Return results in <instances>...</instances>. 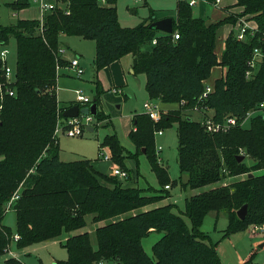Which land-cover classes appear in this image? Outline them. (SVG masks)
<instances>
[{
  "label": "trees",
  "instance_id": "1",
  "mask_svg": "<svg viewBox=\"0 0 264 264\" xmlns=\"http://www.w3.org/2000/svg\"><path fill=\"white\" fill-rule=\"evenodd\" d=\"M116 2L70 0L69 14L52 11L44 15L42 32L37 19H18L13 24L0 25V43L7 44L13 38L16 44L12 85L15 95L0 101V255L5 253L12 235L10 228L1 223L5 205L18 190L19 197L12 207L15 233L19 235L16 248L68 233L62 244L67 259L56 264H98L117 258L120 264H222L216 249L219 241L212 240L201 225L209 212L220 211L227 215L221 238L264 224V173H254L264 169V113L250 116L248 128L238 123L225 133H208L189 111L199 103L203 79L217 65L227 68L226 75L215 80L214 91L203 102L213 112L214 120L234 116L239 122L264 100V0H236L235 6L243 7L239 15L250 16L257 27L247 30L242 40L230 33L220 58L214 52L217 30L233 23L234 15L206 23L192 15L186 1L177 0L172 31L164 33L149 26L158 19L152 9L136 26H121ZM7 5L19 10L28 6L29 1L13 0ZM175 32L177 39L173 37ZM62 33L94 41L97 107L103 92L98 72L127 54L132 55L133 73L145 75L144 88L149 99L168 104L183 101L177 109L161 113L156 122L144 113L133 116L128 137L140 152L130 156L146 155L159 185L152 188L151 194H143L138 187H124L116 175L94 168L91 159L60 160L54 130L65 107H59L54 88ZM254 49L261 54L255 69L247 63ZM58 63L63 66L67 61L61 58ZM247 71L251 72L248 76ZM102 116L98 108L94 118L98 121ZM172 125L176 126L178 168L187 176L181 186L199 189L185 198L182 214L189 219L190 226L173 211L171 203L112 222L167 197L169 183L176 184L177 180H170L168 168L158 161L154 142V129ZM101 147H108L111 162L129 173L121 155L125 149L115 133H107ZM241 154L244 158L239 160ZM246 157L253 159V163L247 164ZM241 175L244 178L217 185ZM211 184L217 186L203 189ZM244 204L247 213L239 219L236 212ZM87 215H92L95 224L111 221L96 225V246L87 231L71 234L85 226ZM150 231L162 233L151 247V256L141 245V239ZM251 259L243 264H249ZM4 264L23 263L8 257Z\"/></svg>",
  "mask_w": 264,
  "mask_h": 264
},
{
  "label": "rangeland",
  "instance_id": "2",
  "mask_svg": "<svg viewBox=\"0 0 264 264\" xmlns=\"http://www.w3.org/2000/svg\"><path fill=\"white\" fill-rule=\"evenodd\" d=\"M11 1L12 0H0V25H9L16 22L18 19H39V10H37L38 8H36V5L30 2V0H27L29 1L28 6L19 10H14L7 5V3ZM176 3L177 0H117L115 6L120 25L125 27H133L149 16L150 9L155 10V14L157 17H170L172 15L176 16ZM216 4L218 3H215V1L213 3H209L206 0H196V3L191 6L192 15L194 17L202 18L204 21H206V23L209 21L217 22L222 19V14L219 5L216 6ZM240 9L241 10L233 9V11L236 12H230L231 8H228V11H230L227 12V16H229L230 14L234 15V21L233 23H227L230 24V30L227 33V36L230 33H234L236 35V33L238 32V28H240V25L244 24V21L248 23L247 25L251 27L254 26L255 29L257 27L256 22L254 20L249 19L250 16L239 15V13L242 12L243 7ZM227 24L220 26L217 30L215 40L216 50L214 49V52L216 51L218 52V54H220L219 51L220 48H222L223 44L222 33L228 30L229 28ZM59 45L64 47L62 58L68 61L73 57H78L79 64L84 72L82 71V74H80L79 76L71 75L70 71H67L70 74L66 75H62L60 73L59 77L56 80V95L58 105L60 107H64L66 105L68 106L71 101H74L76 97V89H80L85 96H88L93 99L96 93L93 84V58L95 53L94 41L84 39L80 36L67 35L62 33L59 36ZM2 50L7 51L6 63L9 68L14 71L16 62L15 40L11 38L7 44L0 43V51ZM258 58L260 59V57ZM255 66L256 62L252 68L255 69ZM220 67H222L224 72L222 76L219 77L222 78L226 75L227 68L225 66ZM111 73L112 77L108 69H102L101 73H99V75L97 74V77L100 79L103 86V92L100 95L99 102L103 104L105 111L109 114L110 118L112 119L113 126L117 132L118 140L125 147V150L121 153V155L124 157L123 163H125L129 173L127 174V172L121 169L118 164L111 162L112 152L110 150L104 148L105 151L107 150V154L110 155L109 160H104L101 156H99V153L102 152V147L100 148V142L102 138L109 132L108 126L109 124H111L109 117H107L104 112V117L102 116L100 120L97 121L95 118L93 119V124L95 125V130L93 132L86 131L82 136L76 137L66 136L63 132H59L57 135H55L59 141V158L64 162H69L80 158L91 159V163L94 168L109 175H112V168H117L121 171L123 170L126 174L125 176L116 175L118 179H120L119 182L124 187L141 188L143 189L142 193L148 195L152 193V188H159L158 181L155 177V174L151 170L146 155L138 154L136 156H130L135 151L136 154L140 151H137L135 147L133 149L128 137V134L131 131L132 127L133 115L143 113V103L149 99L144 88L145 75L143 73H137L133 75L125 70L126 82L125 85L121 86V90H123V92L121 91L122 93H114L109 90V87L113 84L116 86H120L117 84L121 82L122 73L117 71L116 74L115 68L111 69ZM208 78L209 77L203 79L202 82L204 86L206 84H210V86L213 87L212 91L210 92L212 93L214 91V84L216 81L209 82ZM206 98L201 101L203 105L202 110H205L206 113L212 117L213 112L203 104ZM154 101L158 104L160 109L159 117L161 113H165L169 109H177L179 106L183 105V101L178 104H168L165 106L159 100ZM195 106L196 104L192 107L189 112L193 119L200 121L203 116L201 114L196 113ZM249 119L250 118H247L245 115L242 119H240L238 123H240V125H242L244 128H248L250 125ZM153 122L156 121L153 120ZM106 124H108V126H106ZM232 127H230L228 130H230ZM157 130H162V135L155 134ZM225 132L219 131L216 133ZM54 142H56V140ZM154 142L156 148V157L158 161L168 168L169 178L171 181L177 180L176 184L173 185L175 181L173 183H169L170 187L168 189L169 192L166 193L168 194L167 197H163L159 201L141 209L126 213L120 217H116L112 220V222H115L123 217L136 214L140 211H145L149 208L171 203L174 205L173 211L180 214L186 224L190 226L189 219L184 214H182V212L185 211V198L189 195L199 192V189H183L181 186V183L186 181L187 176L186 174L180 173L178 168V142L176 126L172 125L171 127H167L164 129H154ZM159 146L161 147V150L157 151V148ZM245 162L250 165L253 163V159H251L250 157H246ZM258 173L262 172L260 171ZM255 174L258 175L257 173ZM242 178H244V175H241L237 178H227L222 182L218 183L217 185H223ZM214 185L216 184L205 186L203 189L212 188ZM85 220V226L77 231L72 232L71 234L87 231L90 234L92 244L96 246L94 234V229L96 225H103L111 221H100L95 224L92 221V215H87L85 217ZM3 222L6 226L10 228L11 233L13 234L15 232V213L13 210H9L6 212ZM262 225L264 224H256L253 226H249L244 230L236 231L234 233H231L227 237L221 238L223 230L227 226V215L225 211H220L218 212V214H216V212H209L201 225V230L207 233L214 241H219V251L217 253L221 262L223 261L222 264H243L250 257H252V259L249 264H264V247H260V245L264 243V226L262 227ZM255 226H257L256 230H254ZM67 234L68 233H63L57 239H50L34 243L22 249H17L15 243L13 241H10L11 243L9 242V249L14 254L18 253V259L27 262V264H55L56 261L67 259L66 249L62 245L64 243L65 237L68 236ZM155 234H159L160 237L162 236L161 232L150 231L146 236L141 239V245L149 256L152 255L150 245H153L160 238L159 237L157 239ZM5 255L7 254L3 253L0 256V264H4ZM107 262L108 264H117V261L108 260Z\"/></svg>",
  "mask_w": 264,
  "mask_h": 264
},
{
  "label": "built area",
  "instance_id": "3",
  "mask_svg": "<svg viewBox=\"0 0 264 264\" xmlns=\"http://www.w3.org/2000/svg\"><path fill=\"white\" fill-rule=\"evenodd\" d=\"M134 1H139V0H134ZM186 1L188 5L192 6L196 3V0H182ZM30 2L34 3L39 11L41 17L39 18V23H40V31L42 32V25L44 21V15L48 12L52 11H62L64 14H69L70 9H69V4L70 0H30ZM215 3H219V0H215ZM248 23L244 21L243 25H240V28H238V32L236 33V38L238 40H242L244 38V34L246 33L247 30L254 31L255 27H251L247 25ZM174 39H177L179 37L178 33L175 32L173 34ZM156 39H153L152 42L155 43ZM58 54H56V79H57V74L60 69L64 68L67 70L72 71L76 76H79L82 74V68L79 64V59L78 57H73L72 59L67 61V64L65 65H60L58 63V60L62 58V53L64 52V48L59 47L57 49ZM6 50L0 51V101H2L5 96H14L15 95V89L12 87L13 81H14V71H12L9 66L6 63ZM261 57V54L258 49H254L252 57L250 60H248V65L250 67H253L255 65L256 60H258ZM63 59V58H62ZM246 75H250V71L246 72ZM56 88V87H55ZM212 88L210 84H206L203 88V91L201 95L199 96L198 99V104L195 106V111L198 114H201L203 117L200 120L201 125L205 129V131L209 133H216V132H225L227 131L230 127L237 125L238 121L236 117L234 116H226L222 120H213L211 116H209L205 110L203 109V106L200 104V102L207 97V95L212 91ZM112 92L114 93H120L121 90L117 87H112ZM75 100L78 102L81 106H88L92 103V98L85 96L80 89L75 90ZM159 106L158 104L151 99L146 100L143 103V113L148 115L152 120L157 121L159 119ZM257 113H264V100L258 105L257 109L248 111L246 114L247 118H250V116L257 114ZM205 114V116H204ZM93 119L94 116L91 114H79L76 117H68L64 118L59 116L57 118L54 134L57 135L59 132H63L66 136L69 137H76V136H82L87 130V126H93ZM162 133L161 130H157L155 134L160 135ZM105 147H102L99 156H101L104 160H109L110 155L107 154V152L104 150ZM106 149V148H105ZM161 150V147L159 146L157 148V151ZM112 174L114 175H120V176H125V172L117 168H112ZM168 187V186H167ZM19 197V191L16 190L11 198L7 201L5 205V211L12 210V207L15 203V201ZM264 225H262L263 227ZM257 229V226L254 227V230ZM19 239V235L14 233L11 235V241L16 243ZM11 243V242H10ZM10 243L6 246L5 252L9 254H14L10 249L9 245ZM14 256V255H13ZM98 264H105V261H100Z\"/></svg>",
  "mask_w": 264,
  "mask_h": 264
},
{
  "label": "crops",
  "instance_id": "4",
  "mask_svg": "<svg viewBox=\"0 0 264 264\" xmlns=\"http://www.w3.org/2000/svg\"><path fill=\"white\" fill-rule=\"evenodd\" d=\"M13 1V0H12ZM235 3H236V0H219V3L218 4H216V6H218L219 5V7H220V11H221V14H222V17L221 18H224L225 16H227V12H229L228 11V8H231V11L230 12H236V11H233V9H239V10H241L240 8H242L241 6H235ZM193 6V5H192ZM230 6H232V7H230ZM36 8H38L37 6H36ZM37 10H39V9H37ZM39 14H40V11H39ZM40 17H41V15H40ZM39 17V18H40ZM163 17H166V16H161V17H158V18H163ZM171 18H175V15L173 16H170ZM39 20V19H38ZM206 22V21H205ZM211 21H209V22H207V23H210ZM15 23V22H14ZM13 24V23H12ZM228 25V30H226V31H224L222 34H223V36H222V41H223V44H222V48H220V51H219V53L220 54H218V52H216L215 51V54H216V56H217V58H220V55H221V53H222V51H223V48H224V39L226 38V36H227V33L229 32V30H230V24H227ZM231 27H232V25H231ZM59 47H63V46H61V45H59ZM64 48V47H63ZM216 50V49H215ZM67 61V60H66ZM125 62V63H124ZM131 62H132V55L131 54H127V55H124L123 57H121L120 59H118V60H116V61H114V62H112L110 65H108V66H106V67H104L103 69H108L109 70V72H110V74H111V77H112V73H111V69H113V68H115V73L117 72V71H119L120 73H122L121 74V76H122V78H121V82L120 83H118L117 85H120V86H116V85H112V86H110L109 87V90L110 91H112V87H117V88H119L120 90H121V86H123V85H125V82H126V79H125V70L128 72V73H130V74H133L134 75V73H133V70H132V67H131ZM124 63V64H123ZM67 71H70V70H67V69H60L59 70V72H58V74H57V78L59 77V75H60V73L62 74V75H66V74H70V73H68ZM101 71H102V69L98 72V75H99V73H101ZM71 72V75H75L72 71H70ZM84 72V71H83ZM224 72H223V69H222V67H220V66H215V67H213L212 69H211V74H210V76H209V78H208V81L209 82H214L215 81V79H217V78H219V77H221L222 76V74H223ZM117 74V73H116ZM124 76V77H123ZM99 79V78H98ZM57 80V79H56ZM99 82H100V84H101V86H102V83H101V81H100V79H99ZM144 84H145V79H144ZM102 89H103V86H102ZM122 92H123V90H121ZM121 92V93H122ZM55 94H56V88H55ZM127 96H129V95H127ZM56 97H57V95H56ZM58 101V100H57ZM75 103H78V102H76V100H74V101H71V103L70 104H68V106L66 105V106H64L65 108L66 107H69L70 105H73V104H75ZM79 104V103H78ZM164 106L165 105H168V103H162ZM161 104V105H162ZM60 107V106H59ZM98 108H100L101 109V111L102 112H104L106 115H107V117H109V119H110V123L111 124H109V132H108V134H113V133H115L116 135H117V132H116V130H115V128H114V126H113V121H112V119L110 118V116H109V114L105 111V109H104V106H103V104L100 102L99 103V107ZM171 108V107H170ZM134 116V115H133ZM132 120H133V117H132ZM133 128V121H132V127H131V129ZM93 131H94V127H93ZM92 131V132H93ZM162 131V130H161ZM163 133V132H162ZM162 133L160 134V135H162ZM126 137V136H125ZM127 138V137H126ZM130 142V141H129ZM58 144H59V141H58ZM130 144L132 145V147H133V149H134V146H133V144L130 142ZM124 147V146H123ZM106 149H108V150H110L108 147H105ZM125 148V147H124ZM132 149V150H133ZM98 151H99V149H98ZM107 151V150H106ZM262 172V173H264V169H260V170H257V171H255V173H257V174H262V173H258V172ZM237 177H239V176H237ZM237 177H234V178H237ZM216 214H218V213H216ZM5 217V216H4ZM4 219V218H3ZM3 219H2V221H1V223L2 224H4V222H3ZM5 225V224H4ZM15 233V232H14ZM13 233V234H14ZM68 235V234H67ZM155 236L157 237V239L160 237V235L159 234H155ZM65 239H66V237H65ZM64 239V240H65ZM156 239V238H155ZM213 240V239H212ZM156 241V240H155ZM154 241V242H155ZM261 245H263V246H260V247H264V243L263 244H261ZM94 246V245H93ZM151 246H152V244L150 245V249H151ZM18 249V248H17ZM219 251V242L217 243V252ZM7 255H5V259L6 258H8V257H15V258H17L18 259V257H19V255H18V253H15V254H9V253H7V252H5ZM2 255V254H1ZM0 255V256H1ZM14 255V256H13ZM5 259H4V261H5ZM20 260V259H19ZM23 264H27V262H25V261H23V260H20ZM242 262V261H241ZM222 263H223V261H222ZM56 264V263H55ZM105 264H108V262L107 261H105Z\"/></svg>",
  "mask_w": 264,
  "mask_h": 264
},
{
  "label": "water",
  "instance_id": "5",
  "mask_svg": "<svg viewBox=\"0 0 264 264\" xmlns=\"http://www.w3.org/2000/svg\"><path fill=\"white\" fill-rule=\"evenodd\" d=\"M172 21L173 20L171 17L158 18L152 21L149 26L151 28H154L164 33H171ZM97 109H98L97 103L95 102V98H93L92 103L88 106H81L80 104L75 103L73 105H70L69 107L64 108V110L62 111V116L66 118L76 117L79 114H84V115L91 114L95 116L97 113ZM86 130L89 132H92L93 126H87ZM243 158H244V155L241 154L239 156V160H242ZM246 213H247V204H244L237 210L236 215L239 219H244V217L246 216ZM260 246H263V245H260ZM116 261H117V264H120L118 258L116 259Z\"/></svg>",
  "mask_w": 264,
  "mask_h": 264
}]
</instances>
